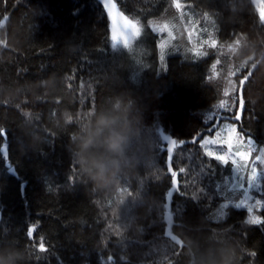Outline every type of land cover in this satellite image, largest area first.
Instances as JSON below:
<instances>
[{
	"label": "trees",
	"instance_id": "trees-1",
	"mask_svg": "<svg viewBox=\"0 0 264 264\" xmlns=\"http://www.w3.org/2000/svg\"><path fill=\"white\" fill-rule=\"evenodd\" d=\"M119 2L145 24L142 53L117 51L102 0L0 3V264H251L249 250L264 264V225L248 224L247 209L236 207L234 170L196 145L211 134L213 106L234 105L248 69L252 78L240 86L253 103L239 127L264 146L257 6L181 0L190 7L177 17L171 0ZM148 20L162 31L218 29L216 62L210 66L209 48L196 60L182 39L160 62L157 45L167 37ZM169 138L178 142L173 166L188 170L181 191L191 198H168ZM260 182L264 194V173ZM34 225L46 253L28 238Z\"/></svg>",
	"mask_w": 264,
	"mask_h": 264
},
{
	"label": "snow or ice",
	"instance_id": "snow-or-ice-1",
	"mask_svg": "<svg viewBox=\"0 0 264 264\" xmlns=\"http://www.w3.org/2000/svg\"><path fill=\"white\" fill-rule=\"evenodd\" d=\"M3 2L4 0H0V3ZM103 3L110 23L113 26L111 31L112 40H119L123 36L126 29L132 28L135 29L136 32L135 43L140 41L144 32L145 24H142L139 18L137 19L126 14V12L121 9L119 0H110L107 5L105 0H103ZM171 7L175 9V13L178 14L176 16L179 17L181 13L185 12V8H189L190 5L182 3L181 0H171ZM257 13L260 17H264V0H260ZM2 19L3 18H0V27L3 26ZM146 26L151 30V32L155 33L158 38L166 34L167 39H162L157 45L159 49L158 59L160 62H164L166 60V56L170 54V46L171 48L177 46L176 44H172V42L179 41L181 39L186 40L187 44L190 46L188 51L196 60L209 56V52L205 51V48L214 50L212 52V60L209 61L210 66H213L217 60V49L221 44V40L215 34L218 32V29L215 30V33L210 35L208 30L204 28L202 24H197L191 28H185L183 32L173 30L170 26L168 27V30L162 31L161 27L157 26L155 23H149V20L146 22ZM261 27L262 30H264V25ZM202 33L206 35H202ZM125 43H128L127 37H125ZM115 47L117 51L121 50L118 45ZM251 78L252 76L249 75L248 69H244L237 81V91L234 95L235 104L232 105L230 103L228 108H212L211 114L206 117V130L209 131L211 135L206 136L201 134L200 138L196 141L198 149L202 152L203 156L207 158V160H214L226 168L230 165L232 170L236 171L238 177L241 175L244 176V182L246 181V183L248 174H250L253 169L255 170V175L252 177L253 180H256L258 177L260 178L262 175L261 170L264 169V163H262L261 160L256 159V157L260 155V151L256 149L254 144H248L250 140L248 134L242 133L239 127V123L245 119L246 104L251 105L253 103L251 100H246L244 95L245 87H241L240 85L243 84L245 86L246 84H249ZM69 79H71V77H69ZM68 86L70 87L71 85L69 84ZM216 99H221L219 94ZM92 100L93 97L88 98V108L92 107ZM242 100L244 103L243 108H241ZM24 116L30 117L31 113L25 112ZM0 134H6L4 128H0ZM241 136H243L242 139ZM170 142L178 144L175 140H171L169 143ZM252 148H255V151H251ZM173 162L174 157L172 156L171 160L168 159L167 167L164 171L170 174V183L172 185L173 178H175L177 192H180L182 195L189 196L188 193L181 191L182 187L185 186L184 183H182L183 177L181 174L188 170H182L181 168L176 170L173 166ZM169 169H171V171H169ZM72 181H75L74 176L72 177ZM253 188H257V185L254 184ZM244 189H247V187H245V183ZM244 189H241L242 193ZM168 196L172 197L173 193L168 192ZM250 196L252 199H255L254 195ZM259 200L261 206L251 209V211L256 213L264 212V198ZM162 203L165 204L164 201H162ZM236 207L240 206L236 204ZM240 208H246L247 212L250 210L247 207ZM258 216L260 218L259 224H253L252 226L264 225V216ZM37 229L38 225H34L28 234V238L30 241L40 246L39 250L41 252L46 253L48 251L46 238H42V236L38 237L36 234ZM247 255L252 258L250 261L251 264H254V258L257 256L256 251L249 250Z\"/></svg>",
	"mask_w": 264,
	"mask_h": 264
},
{
	"label": "rangeland",
	"instance_id": "rangeland-1",
	"mask_svg": "<svg viewBox=\"0 0 264 264\" xmlns=\"http://www.w3.org/2000/svg\"><path fill=\"white\" fill-rule=\"evenodd\" d=\"M255 5L257 6V8L259 7V3L260 0H253ZM103 2V0H102ZM110 2V0H105V3L107 5V3ZM264 20V17H262ZM164 23H172L170 21H164ZM111 25V31H112V24ZM125 37H127L128 43H125ZM143 38V35L141 37V40ZM136 40V32L135 29L132 28H128L125 30L123 36L117 40V41H113V44L116 46L118 45L120 48H126L129 49V53H135V54H139L143 52V43L138 41L135 43ZM235 104V100L234 103ZM222 106H226V103L223 102ZM241 108H243V100L241 101ZM211 135V134H208ZM207 136V135H206ZM243 138V136H241V139ZM250 140L248 142L249 145L254 144L256 149L260 151V155H258L256 157L257 160H261L262 163H264V146L263 145H259L257 142H255V140H253L251 137H249ZM251 151H255V148H252ZM262 174L264 173V169L261 170ZM253 175H255V170L253 169L252 172L250 174H248V178H247V183L246 181L244 182V176H237L236 171L234 170V178H233V188L237 191H235L236 193H240V198L238 199V201L235 202V205L238 204L240 207H247L249 208V212H248V218H247V222L248 224H256L258 225L260 222V218L258 215H261L260 212H254L251 211V209L254 208H258L260 207V200L262 199L260 194H262V189H261V176L260 178L258 177L256 180H253ZM5 182L3 177L0 176V185ZM244 183H245V187H247V189H244ZM257 185V188H253V186ZM241 189H244L243 193L241 192ZM250 195H254V198L257 199H252ZM258 214V215H257Z\"/></svg>",
	"mask_w": 264,
	"mask_h": 264
},
{
	"label": "water",
	"instance_id": "water-1",
	"mask_svg": "<svg viewBox=\"0 0 264 264\" xmlns=\"http://www.w3.org/2000/svg\"><path fill=\"white\" fill-rule=\"evenodd\" d=\"M167 140H168L169 159H171L172 156H173V154H174V150H175V148L177 147V144H175L174 142H170V143H169V141H171V140H175V138H169V139H167ZM175 141H176V140H175ZM2 151L4 152L6 158H8V152H7V148H6V146H3ZM176 191H177V190H176V186H175V178H173V185H172V189H171L170 192H172L173 195H174V194L176 193ZM172 197H173V196H172ZM172 197H169V196H168L169 200H171ZM166 217H167V221H168L169 223H171V215H170V212H166Z\"/></svg>",
	"mask_w": 264,
	"mask_h": 264
},
{
	"label": "bare ground",
	"instance_id": "bare-ground-1",
	"mask_svg": "<svg viewBox=\"0 0 264 264\" xmlns=\"http://www.w3.org/2000/svg\"><path fill=\"white\" fill-rule=\"evenodd\" d=\"M111 28V27H110ZM219 104V103H218ZM218 104H217V106H218ZM215 107H216V105H215ZM213 108H214V106H213Z\"/></svg>",
	"mask_w": 264,
	"mask_h": 264
}]
</instances>
